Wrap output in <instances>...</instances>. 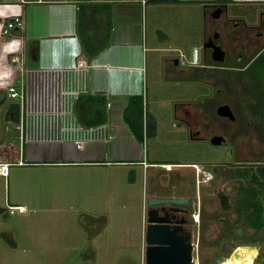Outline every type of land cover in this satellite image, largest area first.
Masks as SVG:
<instances>
[{
    "label": "rangeland",
    "instance_id": "obj_1",
    "mask_svg": "<svg viewBox=\"0 0 264 264\" xmlns=\"http://www.w3.org/2000/svg\"><path fill=\"white\" fill-rule=\"evenodd\" d=\"M146 8L143 25L147 43L166 48L144 52L143 105L155 120L154 132L144 136V156L158 164L143 173L139 168L130 170V166L120 168L117 177L105 182L110 186L104 196L95 195L103 191L102 177L88 178L85 184L80 178L65 181L32 169L33 173L18 184L12 167L5 180L0 176V207H4L0 212V264H144L145 201L152 194L190 196L193 264H221L223 259H234L236 264H264V226L253 228L245 220L244 210L238 213L235 209L238 187L245 183L239 175L241 170L253 172L264 166L261 132L251 123L243 131L238 120L201 115L203 120L200 118L196 125L205 128H201L202 134L224 130L227 143L218 144L206 137L190 138L187 125L178 119L188 102V106L196 107L194 103L208 99L207 105H200L202 109L213 110L217 103L227 102L243 121L251 122L254 116L249 104L254 99L246 95L234 99L218 92L216 87L222 85L216 82L214 67L208 68L209 74H204L205 70L195 77L185 68L193 44L201 45L199 21L176 20L166 5L155 10L148 2ZM177 14L184 16L178 10ZM202 62L210 64L209 57L202 56ZM252 65L247 69L249 75L259 76L264 84V67L257 61ZM182 68L186 71L178 74ZM239 72L243 73L236 69L225 73L236 78ZM238 103H247V114ZM261 111L264 127V97ZM230 129L238 132L231 134ZM259 180L263 183L257 186L264 216V176ZM71 189L79 195L66 192ZM220 192L227 197V208L220 203ZM7 195L26 197L29 207L9 212L3 203ZM99 197L103 198L101 203Z\"/></svg>",
    "mask_w": 264,
    "mask_h": 264
},
{
    "label": "crops",
    "instance_id": "obj_2",
    "mask_svg": "<svg viewBox=\"0 0 264 264\" xmlns=\"http://www.w3.org/2000/svg\"><path fill=\"white\" fill-rule=\"evenodd\" d=\"M81 2L111 5L108 44L92 58L81 51L76 33V11ZM148 2L155 10L166 5L176 20L199 21L201 43L213 29L219 28L227 39L244 24L264 21V0H0V161L21 160L8 164L7 173L0 174L4 180L12 167L18 184L37 169L65 181L80 178L85 184L88 178L102 177L103 191L95 195L104 196L110 186L106 187L105 182L117 177L120 168L130 166V170L139 168L143 173L158 164L145 158L143 141L135 138L123 118L128 97L143 93L144 52L166 49L147 43L143 13ZM215 6L221 8L217 17L212 16ZM230 9L235 11L230 13ZM177 10L184 16L179 17ZM13 17L21 19L22 26L2 34L1 28ZM263 51L264 40L254 48L247 63ZM79 59L86 64L78 65ZM172 60L178 63L177 58ZM177 71L180 74L186 70ZM11 81L22 85L21 101L9 96L5 84ZM80 93L104 95L102 122H80L73 109ZM11 100L20 103L18 121L4 117ZM8 143L12 145L5 148ZM66 192L76 193L72 189ZM19 197L7 195L5 208L21 205L27 209L29 200ZM102 201L99 197L98 203Z\"/></svg>",
    "mask_w": 264,
    "mask_h": 264
},
{
    "label": "trees",
    "instance_id": "obj_3",
    "mask_svg": "<svg viewBox=\"0 0 264 264\" xmlns=\"http://www.w3.org/2000/svg\"><path fill=\"white\" fill-rule=\"evenodd\" d=\"M149 1H167V0H149ZM226 1V0H217ZM111 28V5L109 2H81L77 5L76 11V33L79 39L81 51L92 58L105 48L108 44ZM211 63H217L209 59ZM258 62V65L264 67V51L260 52L248 67ZM248 67L245 69L247 70ZM248 71V70H247ZM243 72V71H241ZM195 77V72L192 73ZM241 74V73H240ZM249 74V71H248ZM189 77V76H187ZM251 77L250 90H256V102L249 104L251 110L256 115L255 127L261 132L259 136L264 138V127L261 124V104L263 96L260 92L262 83L259 76ZM261 77V76H260ZM219 79V78H218ZM217 80V79H216ZM229 84L228 79H224ZM239 108V103H238ZM247 106V103H246ZM73 109L77 118L84 124H95L105 119V97L99 93H80L76 96ZM100 111V114L99 112ZM123 118L127 123L129 130L139 141H143L145 134L154 132V119L143 110L142 94L130 95L127 104L123 108ZM242 123L243 118L239 117ZM241 178L246 179L241 183L237 190L235 199V209L238 213L244 210L245 220L253 228H262L264 226L263 203L259 199V190L257 185H262L259 176H264V166L259 165L253 172L243 169L239 173ZM220 203L224 208L228 207L227 197L224 193H219ZM4 207H0V212Z\"/></svg>",
    "mask_w": 264,
    "mask_h": 264
},
{
    "label": "flooded vegetation",
    "instance_id": "obj_4",
    "mask_svg": "<svg viewBox=\"0 0 264 264\" xmlns=\"http://www.w3.org/2000/svg\"><path fill=\"white\" fill-rule=\"evenodd\" d=\"M214 10V9H213ZM217 17V16H215ZM224 22H226V20H224ZM264 21H261V19L258 20L257 23L255 24H251V25H247L244 24L243 27H241L240 29L238 28V30H236L237 32H235V34H233V31L228 35L227 39H224L223 36L220 34L219 32V28L217 29H213L203 40L202 43L200 45V53H199V61L196 64H189L187 65V67H185L186 69H191L192 72L198 73V72H204V74H209L208 73V68L209 67H214L217 72L214 73L216 76V82L217 84H221V86L216 87V90L219 92L221 91L222 94L228 95L234 99L236 98H240L242 97V95H246L249 96V98H253L254 102H256V94H258V92H256V90H250L249 86L251 85L252 81H251V77L248 74V71L243 72L241 74H239L236 78H230V76L225 73L227 72V70H232V69H236L238 71H245V69L248 67V65H250V63H247L248 60L250 59L251 55H252V51H254V48H257V46L260 45L261 41L264 40ZM240 30V31H239ZM212 37V40L214 43H218L223 49H224V58L221 61H217V63H203L201 61V57L203 56V51L206 52V56L209 57V59L211 58V51H212V47L210 46H203V44L208 43L209 42V37ZM252 46V49L249 51L248 48H250ZM201 49H202V56H201ZM243 57L240 59V57ZM250 56V57H249ZM212 59V58H211ZM247 59V60H246ZM184 69V70H186ZM191 72V73H192ZM240 73V72H239ZM189 76V75H188ZM219 78V79H218ZM228 79L230 81L229 84H226V82L224 81V79ZM197 79V78H192ZM223 88V90H222ZM224 88L226 90H224ZM262 94V96L264 97V84H262V87L260 88V92L259 94ZM208 99L205 100V102L202 103H194V105L196 107H190L188 106L189 102L187 105L183 106V115L181 118H178L180 121L184 122L187 125V133L188 136L192 139H202V138H207L209 141H211V136L214 134H220L225 138V142L222 144H226L227 143V138L225 137V132L224 130H215L212 133H210V135L206 136L204 134H202V126H197L196 124L199 122V119L202 118L201 115H205L207 116V114H209V118L212 117L213 114H215L216 116L222 117V119H225L227 121H233V120H238L240 122V127L243 129V131H245V128L247 127L248 124L251 123V126L253 127V129L256 131L258 130L255 127V118L256 115L253 113V111L250 109L252 116H254L253 120L250 122V120L244 121L245 123H242V121L240 120V118L238 116H240L238 113L236 114L234 109L232 108V106L230 105V107L233 110L234 113V118L230 119L227 115H219L216 113V106L219 103H223V102H219L214 106V109L208 110L206 108H201L200 105H207ZM239 107L241 108L243 113H246L249 111L248 108L249 106H244L241 105L239 103ZM245 108L247 109V112H245ZM203 111H205L206 114L203 113ZM214 115V116H215ZM208 120V118H207ZM244 127V128H243ZM202 128V129H201ZM247 129V128H246ZM205 130V128L203 129ZM228 132H231V134H236L238 132V129H230L228 130ZM243 179V178H242ZM243 181L245 182L246 179H243ZM240 186V185H239ZM148 197H185L186 199L182 202H158V203H154V204H149L148 203ZM145 201V207H146V211L148 210V208L150 207H156L158 209L162 208V210L160 212L165 213L171 220V223H175V222H180L181 226L183 227L184 230H188L190 232V207L193 206L192 204V200L190 198L189 195L187 194H178V195H168V194H152L149 195Z\"/></svg>",
    "mask_w": 264,
    "mask_h": 264
},
{
    "label": "water",
    "instance_id": "obj_5",
    "mask_svg": "<svg viewBox=\"0 0 264 264\" xmlns=\"http://www.w3.org/2000/svg\"><path fill=\"white\" fill-rule=\"evenodd\" d=\"M220 6H215L212 16H218ZM212 47L211 58L221 61L224 58V49L214 43L212 37L203 46ZM216 113L234 118V113L229 103L223 102L216 106ZM20 103L16 100L8 101L4 111L5 119L19 120ZM211 141L222 144L225 138L220 134L211 136ZM185 197H148V203L182 202ZM162 208L150 207L146 211V224L144 229V264H193L192 242L190 232L184 230L180 222L171 223L170 218L160 212Z\"/></svg>",
    "mask_w": 264,
    "mask_h": 264
},
{
    "label": "built area",
    "instance_id": "obj_6",
    "mask_svg": "<svg viewBox=\"0 0 264 264\" xmlns=\"http://www.w3.org/2000/svg\"><path fill=\"white\" fill-rule=\"evenodd\" d=\"M22 26V21L21 19H19L18 17H13L11 19H9L6 24L1 28V33L2 34H7L10 33L13 29L15 28H20ZM199 53H200V46L199 45H193L192 46V51H191V55L190 58L188 59V63L189 64H196L199 61ZM180 55H182L184 58L185 56L183 55V53H180ZM78 65H83L86 64L85 60L79 59L77 60ZM6 89L9 93L10 97H18L19 101H21L22 99V85L17 86L15 82L11 81L8 82L6 84ZM13 143V142H12ZM12 143H8L5 148H8L9 146L12 145ZM14 162H21L20 159H17L16 161H8V160H2L0 161V174H6L7 173V167L8 164L10 163H14ZM206 171V170H203ZM204 174L206 175V177L209 176V172H204ZM9 212H12L14 209L17 210H22V206L21 205H16V206H9Z\"/></svg>",
    "mask_w": 264,
    "mask_h": 264
},
{
    "label": "bare ground",
    "instance_id": "obj_7",
    "mask_svg": "<svg viewBox=\"0 0 264 264\" xmlns=\"http://www.w3.org/2000/svg\"><path fill=\"white\" fill-rule=\"evenodd\" d=\"M22 210H25V208L22 207ZM223 263H226V264H236V262L234 261V259H223L222 262H221V264H223Z\"/></svg>",
    "mask_w": 264,
    "mask_h": 264
}]
</instances>
